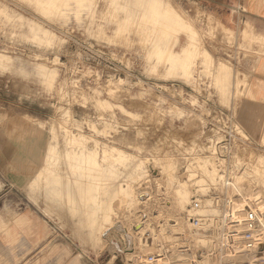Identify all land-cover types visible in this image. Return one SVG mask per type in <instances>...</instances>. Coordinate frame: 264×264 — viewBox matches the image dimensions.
Listing matches in <instances>:
<instances>
[{"label": "rangeland", "instance_id": "obj_1", "mask_svg": "<svg viewBox=\"0 0 264 264\" xmlns=\"http://www.w3.org/2000/svg\"><path fill=\"white\" fill-rule=\"evenodd\" d=\"M247 22L252 25L242 0H0V160L15 171L21 209L31 206L37 214L35 224L21 215L15 226L6 228V241L17 239V229L33 234L37 257L64 251L69 264H149L148 256L157 253L163 258L152 264H231L217 252L225 229L223 203L226 197L233 203L228 215L244 208L226 226L234 233V249L240 244L238 224L253 205L239 201V183L245 195L263 192L264 135L241 128L249 141L235 156L240 170L232 177L234 190L225 192L219 182L206 184L202 192L181 176L215 183L213 167L191 162L204 156L203 142L212 124H238L236 111L249 73L264 55V39L251 27V40L243 37ZM52 148L85 154L100 166L98 192L80 174L73 175L78 186L66 188L79 197L98 198L80 202L81 209L110 206L111 224L135 238L128 256L119 232H109L104 249L73 235L72 225L64 215L57 217L56 208L52 214L44 211L45 199L60 203L54 195L59 186L40 183L36 199L32 186L37 171L12 165L43 163ZM210 162L215 166L213 158ZM161 164L168 167L161 170ZM6 167L0 166L2 175ZM9 182L0 178V190L11 187ZM181 185L187 186L188 201L195 193L202 200L201 216L210 222L203 227L199 223L200 231L188 223L190 201L179 214L172 212ZM146 191L150 198L141 199ZM110 196L114 199L109 203ZM204 204L217 206L220 213ZM140 211L148 216L142 234L134 231L141 227ZM174 218L184 223L178 227L184 240L170 243ZM196 236L214 240L206 253L209 262L195 257L173 261L172 254L180 251L195 255L191 239ZM144 237L149 244L141 247ZM251 254H243V260ZM57 257L52 259L56 264L61 260ZM23 258L21 264L29 262Z\"/></svg>", "mask_w": 264, "mask_h": 264}, {"label": "bare ground", "instance_id": "obj_2", "mask_svg": "<svg viewBox=\"0 0 264 264\" xmlns=\"http://www.w3.org/2000/svg\"><path fill=\"white\" fill-rule=\"evenodd\" d=\"M249 27L250 26L247 25V29H244V31H246V32L243 34V37L251 40V35L249 34ZM238 124H239V122H238ZM9 136H11L12 138L18 139L17 135L11 131L9 132ZM55 138H56V136H55ZM197 160L202 162L206 167H209V168L213 167V169L215 171V176H216V178L214 180L215 183H213V182L208 183V180L205 179L206 177H204L206 182L202 183L200 179H202L203 177H201V176L199 177L196 175L193 177L188 176V175L187 176L182 175L181 179H183V181H186V183H188L189 187L192 184L197 185L199 187L198 190L203 192L206 189L205 188L206 184L217 185L220 182V177L218 175L216 166H213L211 164L210 157L202 156V158L196 159L194 162H191V164L195 165L197 163ZM12 165L14 167L18 168L20 171H24V172L37 171L38 175L33 180L34 184L32 186L33 187L32 191L34 192L36 199L39 197L38 196L39 195L38 188L40 186V183H44L45 185L56 184L59 186V188H60L59 192L55 193L54 195L57 196L58 201L60 203L57 205H54V202H55L54 200L51 199V202H50V200L45 199L46 206H45V210L44 209L43 210L46 211V213L50 212L52 214V211L54 210V208H56V211L54 213H56L57 217H61V216L63 217V215H64L66 221H68L72 225L71 231H72L73 235H75L76 237H84V239H86L87 242L89 243V245L93 248H96V249H102L103 248L104 249L105 248V247H103L104 243L108 242V239L106 237H108L107 235L109 234V232L113 230V231L119 232V234H121V237L123 238V242L125 243L124 245H126L125 246L126 252L124 251L125 256H128V250L129 249L134 250V248L136 247L135 238L126 234L124 229H122L118 225H114V224L112 225L111 224V221H110L111 219H110V214H109L111 211V208L109 205H106L104 207L103 206H93L90 209L84 206L83 209H81L82 207L79 205L80 202H82V201H93V202H95V201H97L98 198L97 197H91L90 198L88 196L87 197H81V196L79 197L77 195V192H74V191L69 192L70 190H68L66 188L69 185H71L72 187L78 186L79 180L73 179V178H75V177H73V175L74 174H76V175L80 174L83 177V179H82L83 181L85 178H87V179H89L88 182H93L95 185V191L98 192L100 190L99 186L101 184L100 180L98 178L100 176H102V173H101V168L96 163L95 159H93L92 157L87 158L85 154L78 155L75 152L59 153V152H57L56 148H52L48 152V156L43 160V163H32L31 161L27 160L21 164H18L17 162L16 163L12 162ZM167 167H168L167 165L161 164V170H163ZM210 173H212V172H210ZM241 177L243 179L246 176L243 175ZM184 178H185V180H184ZM212 181H213V178H212ZM242 183H239V185L241 187L239 189V192H240L239 196H238L239 201L243 200L244 202L246 201V203H248V204L253 203V205L251 204L252 206H254V205L255 206H261L260 212L262 214V212H263L262 209H264V205L262 207V205L260 203L264 201V199H263L264 187H263L262 193H259L258 190H252L251 192H249L248 194L245 195L243 193H245L246 191H244V189L242 188V186H243ZM232 187L234 190L235 187H234L233 180H232ZM195 192H197V191H194L193 193H195ZM195 194H197V193H195ZM150 195H151L150 192L146 191V192H143V195L140 196V198L141 199H149ZM229 198H231V197H229ZM113 199L114 198L112 196H110L108 202L110 203L111 201H113ZM189 199H191V198L189 197ZM199 200L200 201H199L198 214L202 215L201 214L202 200L201 199H199ZM187 201H188L187 200V186L181 185L175 191L174 202H173V206H172V210H173L172 212H177L179 214L185 208ZM231 203H230V205H231L230 209L233 208V203L232 204ZM205 206H206V208H208V207H210L211 209L213 208L216 215H218L220 213V210L218 209L217 206L214 207V205H211V204H207ZM252 206H250V208L249 207L246 208L245 213L249 209H251ZM255 206H254V208H256ZM235 207H240V205H237ZM242 207H244V206H242ZM242 210H244V208H238V209L234 208L235 212L232 211L231 215H233L234 217H240V214L243 213ZM114 211H116V210H114ZM140 212H141L140 214H142V216H141L142 218H141V221L138 222V224H141V227L134 229V231L142 234V233H144V225L147 223V217L148 216H146V213L144 211L143 212L140 211ZM162 212H163V210H162ZM162 212H160L159 216L162 214ZM177 213H175V214L178 215ZM201 218H202V223H201V219H200V224L202 227L206 226L205 224H207V222H210L207 220L208 218H205L204 216H202ZM187 219H188V223H190L192 226L191 220H189L188 217H187ZM263 220H264V212L262 214V221ZM173 221H174V226L175 227L177 226V227L176 228L174 227L171 230V233L168 234V235L172 236L170 239L171 241L170 240L169 241H170V243H173L176 241H183L184 239H182V237H180V234H182L181 228H183L182 226L184 223H182L179 220V218H174ZM138 224H136V225H138ZM219 225H220V223H219ZM238 225H239L238 230L239 229L243 230L242 225L241 224H238ZM201 226H199V227H201ZM261 226H262V228L264 227L263 222H261ZM178 227H181V228H178ZM192 230L200 231L198 228H195ZM239 235H240V233L235 235V237L238 238L237 243H240V242H238L239 241ZM236 238H235V240H236ZM146 239L148 240V237H144V240H139V245H141V247H143L146 244V242H147V241H145ZM191 240H193V245L198 250L197 252L194 253L195 255H192L193 253L187 254V253H185V251L184 252L180 251L177 254H174V253L172 254V257L174 258L173 261L177 260L179 262L186 263V261H188L190 258L195 257V258H200L199 261H201V258H202V260L209 262L206 253H207L208 249H210L212 246H214V244H215L214 240L210 237L206 238L204 236H196V237L192 238ZM112 244L114 245L115 248H117L118 245L116 243L112 242ZM234 250L238 251V252L240 251L243 254H249V255L252 252L250 258H248V257L246 258V260L249 261L250 264H254V263L255 264H264V238H262V239L260 238L257 247L253 251H249V252L244 251V249L241 247V243L239 245L236 244V247L234 248ZM100 251H102V250H99V252ZM242 253L236 254L234 261H238L241 259L243 260L242 257L244 255ZM157 255L160 256L161 254L157 253ZM155 257H156V255L151 260L152 262L158 260ZM151 261L149 262V264H152ZM193 261H196V260H193Z\"/></svg>", "mask_w": 264, "mask_h": 264}, {"label": "crops", "instance_id": "obj_3", "mask_svg": "<svg viewBox=\"0 0 264 264\" xmlns=\"http://www.w3.org/2000/svg\"><path fill=\"white\" fill-rule=\"evenodd\" d=\"M242 4L253 26L247 23L258 37L264 39V0H242ZM220 20L223 22L224 19ZM236 118L238 125L247 134L264 135V55L258 57L253 64L248 85L236 111ZM0 166L6 167L3 165V160H0ZM14 177L15 171L12 172L8 168L3 171V175L0 173L1 179H10L11 182V187L0 190V264H21L23 257L29 258V262L25 264H56L52 259L57 256L61 259L57 264H66L69 256L64 251H60L59 255L46 251L43 256L37 257L35 248L38 244L34 242L33 234L21 233L17 229V239L12 243L6 241L4 231L15 226L16 220L21 215H24L23 217L28 221L32 220V224H35L34 218L37 216L31 206L21 209V197L17 190L18 185L13 181ZM39 261L43 262L39 263ZM80 262L83 264L81 260Z\"/></svg>", "mask_w": 264, "mask_h": 264}, {"label": "built area", "instance_id": "obj_4", "mask_svg": "<svg viewBox=\"0 0 264 264\" xmlns=\"http://www.w3.org/2000/svg\"><path fill=\"white\" fill-rule=\"evenodd\" d=\"M204 139V156L213 158L214 164L217 168L220 182H222L223 190L225 192L232 190V177L234 173L240 170L238 164L235 161L237 152L248 144V136L245 132L234 123V121H224L212 124V127L207 131V135ZM234 174V175H233ZM199 196L197 194L192 195L190 204L186 211V215L191 220L193 228L197 227L200 223L201 215L198 214L199 210ZM230 201L227 197L224 200L223 205L226 210L223 216V224L225 229L221 231V249H218L220 259L227 257V260L232 264L235 260L236 252H234V236L231 231L229 232L228 226L231 223L232 215H228L230 209ZM261 207L256 206L254 209H249L242 218L243 230L239 235V242L244 251H253L263 236L261 233V221L262 214L260 212ZM227 226V227H226ZM156 259L161 260L163 258L162 253ZM154 258L153 255H149L147 261H151ZM232 260V261H231ZM237 264H250L247 260H242Z\"/></svg>", "mask_w": 264, "mask_h": 264}]
</instances>
